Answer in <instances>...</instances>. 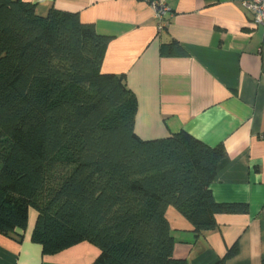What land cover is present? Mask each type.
Instances as JSON below:
<instances>
[{
	"label": "trees",
	"instance_id": "obj_1",
	"mask_svg": "<svg viewBox=\"0 0 264 264\" xmlns=\"http://www.w3.org/2000/svg\"><path fill=\"white\" fill-rule=\"evenodd\" d=\"M108 41L77 13L0 0V233L25 229L32 208L45 254L87 241L99 249L91 264H187L173 254L169 206L198 236L248 205L212 195L223 144L136 134L134 93L101 69ZM160 53L187 55L175 40ZM237 252L234 242L212 264Z\"/></svg>",
	"mask_w": 264,
	"mask_h": 264
},
{
	"label": "crops",
	"instance_id": "obj_2",
	"mask_svg": "<svg viewBox=\"0 0 264 264\" xmlns=\"http://www.w3.org/2000/svg\"><path fill=\"white\" fill-rule=\"evenodd\" d=\"M36 13H77L109 37L101 69L123 75L134 93V130L142 139L186 131L209 146L223 144L210 189L217 202H241L246 213L216 215V227L198 236L174 207L166 209L174 257L212 264L236 242L226 264L264 258V27L251 22L241 0H165L158 28L154 0H25ZM177 41L185 56H162ZM36 212L25 229L0 233V264H91L99 249L83 241L45 254L31 240Z\"/></svg>",
	"mask_w": 264,
	"mask_h": 264
},
{
	"label": "built area",
	"instance_id": "obj_3",
	"mask_svg": "<svg viewBox=\"0 0 264 264\" xmlns=\"http://www.w3.org/2000/svg\"><path fill=\"white\" fill-rule=\"evenodd\" d=\"M241 3L244 9L250 13L251 22L254 25L264 27V0H241ZM152 7L154 8L157 26L158 28H162L165 22V15L169 12V7L165 0H154Z\"/></svg>",
	"mask_w": 264,
	"mask_h": 264
}]
</instances>
